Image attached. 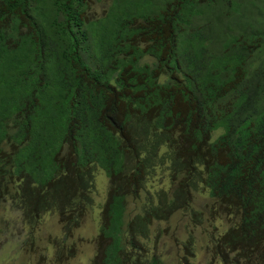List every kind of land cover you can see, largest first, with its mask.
<instances>
[{"label": "trees", "instance_id": "trees-1", "mask_svg": "<svg viewBox=\"0 0 264 264\" xmlns=\"http://www.w3.org/2000/svg\"><path fill=\"white\" fill-rule=\"evenodd\" d=\"M95 1L0 0V201L70 231L102 169L92 264H168L150 227L203 191L230 223L207 264H264V30L238 0H113L98 16ZM202 5L220 13L194 24ZM158 169L168 186L151 189Z\"/></svg>", "mask_w": 264, "mask_h": 264}, {"label": "rangeland", "instance_id": "rangeland-1", "mask_svg": "<svg viewBox=\"0 0 264 264\" xmlns=\"http://www.w3.org/2000/svg\"><path fill=\"white\" fill-rule=\"evenodd\" d=\"M109 1L112 5L113 0L95 1L90 13L100 15L108 7ZM163 1L134 0L135 10L147 6L155 9L158 7L156 4H162ZM238 1L241 10H249L255 26L264 30V0ZM201 7V13L195 17L194 24L212 12L220 13L219 8L208 10L206 5ZM256 10H260V13H255ZM93 182L90 192L92 203L79 224L70 231L64 228L57 212L47 211L29 221L9 199L0 201V264H92L97 253L96 239L102 223L103 207L108 198L109 179L102 169H98ZM148 186L151 189L168 186L165 172L158 169L149 178ZM212 200L206 192L196 191L190 209L179 210L168 220L154 222L150 227L149 238L144 240L148 251L156 252L168 264H184L183 256H186L189 264H207L211 258L207 245L210 236L224 231L230 224L223 215L218 214L212 218L209 212ZM139 202L128 198L130 215L137 211ZM193 210L203 211L204 221L201 224L193 223ZM187 243L192 250L191 255L185 254L184 244Z\"/></svg>", "mask_w": 264, "mask_h": 264}]
</instances>
